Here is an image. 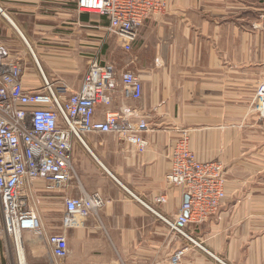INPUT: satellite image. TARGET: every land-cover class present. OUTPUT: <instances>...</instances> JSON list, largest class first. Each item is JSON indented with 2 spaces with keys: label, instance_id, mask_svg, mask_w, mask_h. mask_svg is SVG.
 <instances>
[{
  "label": "crops",
  "instance_id": "0c3cea01",
  "mask_svg": "<svg viewBox=\"0 0 264 264\" xmlns=\"http://www.w3.org/2000/svg\"><path fill=\"white\" fill-rule=\"evenodd\" d=\"M164 2V11L141 25L131 60L117 62V55L106 54L102 33L89 32V22L99 21L79 13L76 0H0V41L12 60L25 65L26 90L41 86L36 64L46 79L72 90L93 59L128 67L141 80V99L124 101L116 93L94 119L133 109V120L149 129L143 154L109 134L73 143L75 179L53 192L36 183L31 204L42 233L22 234L23 264H170L184 247L185 262L214 264L197 246L169 235L149 210L171 219L186 200L165 183L182 132L198 160L220 162L226 172L219 211L190 225L189 237L226 264H264V130L250 107L264 82V34L252 27L264 0ZM82 192L98 194L104 205L65 229L63 201ZM156 198L162 202L155 204ZM47 219H53L54 233ZM50 235L67 241L68 256L59 263L50 254Z\"/></svg>",
  "mask_w": 264,
  "mask_h": 264
},
{
  "label": "built area",
  "instance_id": "2783aa9c",
  "mask_svg": "<svg viewBox=\"0 0 264 264\" xmlns=\"http://www.w3.org/2000/svg\"><path fill=\"white\" fill-rule=\"evenodd\" d=\"M79 13L96 15L106 21L105 31L113 34L121 50L130 54L143 22L161 14L164 0H76ZM252 27L264 34V13ZM41 76V86L26 90L22 76L25 65L10 58L0 41V239L7 241L16 253L17 264H23L22 234L41 235L42 229L31 204L36 183L47 191L66 188L75 179L72 167V147L82 143L89 134H109L134 147L136 153L147 149L144 133L148 125L135 121L133 109L105 112L104 119H94L98 107L111 106L119 93L124 101H139L142 83L127 67L118 69L111 63L96 59L89 62L78 90H72L60 80ZM258 124L264 130V82L260 83L250 104ZM165 183L179 189L186 198L171 219L156 214L168 228L169 235L181 237L197 246L213 259L214 264H226L196 244L188 235L190 225L199 226L217 214L226 196V172L216 161H200L189 148L188 136L182 132L171 155V168ZM155 204L162 198L154 199ZM62 225L75 226L96 214L103 207L98 194L80 193L64 199ZM47 244L52 259L61 262L68 256L64 235H50ZM187 247L178 249L169 258L170 264L185 262Z\"/></svg>",
  "mask_w": 264,
  "mask_h": 264
},
{
  "label": "rangeland",
  "instance_id": "374dc122",
  "mask_svg": "<svg viewBox=\"0 0 264 264\" xmlns=\"http://www.w3.org/2000/svg\"><path fill=\"white\" fill-rule=\"evenodd\" d=\"M92 17H94L95 20H98L99 22L97 23H91L89 22V32H93L94 35H96L97 33H102L103 35V40H105L104 42L106 43V49H108L107 51V55L108 57H115V55H117L114 59L115 61H121V62H125L128 60H131L132 57V52L130 54H125L123 51L121 52V49L119 48V44H118V39L113 35V34H108L105 31V27H106V21L96 15H92ZM96 37V36H94ZM95 40L97 38H94ZM118 40V41H117ZM118 44V45H117ZM107 63V62H106ZM113 65H115L114 63H111ZM118 69H121L123 67H118L117 65H115ZM128 68V67H127ZM259 125V124H258ZM33 199H35L33 197ZM40 209V207H39ZM53 213H51V216L49 218L53 217ZM49 225V232L50 233H54L53 232V219H47L46 220ZM22 237V236H21ZM22 240V239H21ZM22 250L19 251V257H21L22 255ZM12 255H15L16 257V253L14 251L11 250L10 246L8 245L7 241L5 242L4 240L0 239V264H14V261H12Z\"/></svg>",
  "mask_w": 264,
  "mask_h": 264
},
{
  "label": "water",
  "instance_id": "95a60500",
  "mask_svg": "<svg viewBox=\"0 0 264 264\" xmlns=\"http://www.w3.org/2000/svg\"><path fill=\"white\" fill-rule=\"evenodd\" d=\"M186 201V200H185Z\"/></svg>",
  "mask_w": 264,
  "mask_h": 264
}]
</instances>
